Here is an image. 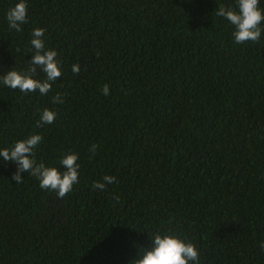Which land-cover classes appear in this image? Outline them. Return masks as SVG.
<instances>
[{"label":"trees","instance_id":"obj_1","mask_svg":"<svg viewBox=\"0 0 264 264\" xmlns=\"http://www.w3.org/2000/svg\"><path fill=\"white\" fill-rule=\"evenodd\" d=\"M16 2L0 0V77L29 68L34 28L62 76L43 96L0 86V148L40 134L37 163L80 168L60 198L0 160V264H131L158 231L198 264H264V35L233 41L215 10L235 0H27L19 32Z\"/></svg>","mask_w":264,"mask_h":264},{"label":"clouds","instance_id":"obj_2","mask_svg":"<svg viewBox=\"0 0 264 264\" xmlns=\"http://www.w3.org/2000/svg\"><path fill=\"white\" fill-rule=\"evenodd\" d=\"M264 0H235V7L219 5L215 14L225 19L233 26L232 38L237 44L246 41H258L264 35V8L260 5ZM10 30L21 31L22 25L27 22V0H17L5 14ZM43 28H34L30 33V45L33 53L29 61V68L17 71L14 68L0 77V86L22 93L36 92L46 95L50 92L52 84L62 76L58 53L53 48L45 46ZM37 69L44 73V79L34 78ZM72 71L78 73V64L72 66ZM109 92L108 86L103 88V94ZM56 103H62V98L53 97ZM56 113L48 108L39 114L37 126L52 124ZM42 141L40 134H32L25 139L15 141L10 147L0 148V160L8 161L16 165L13 179L17 184L22 182V173L31 174L39 181L41 189L55 191L57 196L63 198L79 183V157L76 153H64L59 158V165L64 171L56 166H48L37 163L35 149ZM95 146H93V150ZM115 177L104 176L103 182H96L93 187L103 190L106 184H110ZM261 247H264L262 242ZM199 252L194 244L186 242L176 233L156 232L150 237V247L139 251L137 258L131 264H198Z\"/></svg>","mask_w":264,"mask_h":264}]
</instances>
